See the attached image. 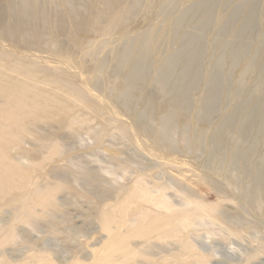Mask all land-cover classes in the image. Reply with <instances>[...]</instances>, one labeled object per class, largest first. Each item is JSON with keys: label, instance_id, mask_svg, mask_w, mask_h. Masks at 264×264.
Returning a JSON list of instances; mask_svg holds the SVG:
<instances>
[{"label": "rangeland", "instance_id": "1", "mask_svg": "<svg viewBox=\"0 0 264 264\" xmlns=\"http://www.w3.org/2000/svg\"><path fill=\"white\" fill-rule=\"evenodd\" d=\"M6 2L0 0L1 64L34 63L50 86H57L53 78L79 96L58 90L55 114L32 110L31 119L19 122L27 131L12 153L19 154V166L31 168L26 195L52 189L57 215L43 217L36 206L33 222L23 223L25 201L19 199L22 240L0 248V264H92L139 212L167 213L143 198L142 189L154 200L163 193L174 209L193 202L210 211L211 220L204 216L192 232L180 228L175 238H129L144 256L127 264H264V206L257 194L258 185L264 188V109L258 110L264 99V0H211L207 12L205 0ZM23 11L28 31L20 34L13 26ZM234 18L241 27L235 32L227 26ZM187 37L201 54L199 75L185 103L175 107L181 71L166 70L171 83L163 89L154 72L185 56ZM130 65L141 71L134 76ZM167 116L177 119L169 131ZM254 117L257 127L247 135L246 122ZM5 202L0 221L10 227L17 206ZM120 207L106 225L101 214Z\"/></svg>", "mask_w": 264, "mask_h": 264}, {"label": "bare ground", "instance_id": "2", "mask_svg": "<svg viewBox=\"0 0 264 264\" xmlns=\"http://www.w3.org/2000/svg\"><path fill=\"white\" fill-rule=\"evenodd\" d=\"M7 1H8V4L6 2L7 6L8 7L10 5L12 6L13 0H7ZM27 1L30 2V5H33L35 3V0H27ZM99 1L111 2L112 4H115V2L118 0H99ZM205 2L204 5L206 6V12H207L210 9L209 3L211 2V0H205ZM249 6L243 7L242 9L246 10L247 12L248 9L251 7ZM25 13L26 11H23L19 15L18 12V17H17L18 21L13 26L14 30H16L20 34H23V32L28 31L24 17ZM246 17L248 16L246 15ZM261 18H264V14H262ZM42 19H44V16ZM1 20L2 17L0 16V24L2 22ZM205 20L209 22L208 18H206ZM225 20H226V16H223L221 21L222 23L224 22V25H225ZM247 20L248 18L245 20L246 23L244 22L243 25H248ZM207 22L205 24H207ZM229 22L232 23L228 24L227 22V26H230V28L233 29L234 32L241 29V27H239V23L236 18L231 19ZM201 25L202 27H204L202 22ZM194 43L195 42L192 38L187 37V43L186 45H184L185 48L183 50L184 51L183 54L185 56L183 58L172 57L167 64V66L169 65L167 69L161 67L154 72L158 79V82L160 83L159 86H161L163 89L164 87L169 86L171 83V81H169L170 79L168 80V78L165 75L166 70H170L171 72L172 70L178 69L179 71H181L183 76L180 75L179 80H177L174 83V87L176 88V92L174 93V97H175L174 100L176 102L173 103L172 106L175 107L176 106L180 107L185 103L189 91L191 92V88L195 84V81L199 75L198 65L200 63L199 59H201V54L199 49L194 46ZM1 62L2 61H0V208H2L1 204L4 203L5 201H6L5 203L7 204H14L17 206L14 210L16 213L14 219L9 224L10 227L6 225L5 222L0 221V248H3L6 247L7 245L9 246L16 245L19 239L21 238L18 231L19 228L17 227L18 226L17 223L19 222V199L22 198L25 201L24 203L22 202L23 205L21 206L22 207L21 221L23 223H27L29 225L30 222H33L31 221L34 219L32 213L36 206L40 207L38 209H40L39 211L41 214H43V217L45 215L49 218L51 217L56 218L55 215H57V213L55 214L54 212L56 203L55 200L53 199L55 192L53 193L52 189L47 190L45 192L39 190V191H33L30 194L26 195L27 192L26 180L28 179L29 176L28 174L31 168L26 166L23 167L19 166V163H17L19 154H17L18 156H13L12 150L13 147L14 149H16L19 148L21 144H23L24 140L22 137V133H24V131H27L26 130L27 127L25 126V123L20 124L19 122H21L22 120L25 121V119L28 118L31 119L33 115L32 110L36 111L34 112V115L37 113H43L45 115H50V116L52 114H55L59 110V108L56 105V103L59 101L57 98L58 97L57 91L58 90L65 91L66 88L64 87L62 88V86L60 85L61 82L53 78H51V82L54 83V85L56 84L57 86L56 87L50 86L49 85L50 79L46 80V76L43 74V72L40 73V71L36 69L37 66L33 65L34 63H26L25 61H22L21 64H19V61L13 63H8V62L5 63L4 60L2 64ZM129 67L131 71L134 72V76L135 74L141 71L140 66L136 67L134 65H130ZM144 70L145 69H143V72ZM20 76H23L22 77L23 79H19ZM165 77L167 79L166 81H163ZM46 85L50 86L51 88H45L44 86ZM195 89L196 88H193L192 92H194ZM216 90L217 87L215 86L213 94L211 93L210 97L207 99L206 107H208L209 109L211 105L215 104ZM73 91L68 90L65 91L64 93L74 96L76 98L78 94L77 93L75 94ZM32 99L34 100L32 101ZM70 106L71 105H69L68 108ZM66 109H64V111ZM262 109H264V99L261 101L258 110H262ZM43 117L44 115L41 118ZM167 117L168 119L164 117L165 119H167L164 122L166 123V127H168L167 131H169V128L173 127L171 126L172 124H170V121L175 119L169 116ZM38 119H40L39 116ZM257 119L259 120V117H254L247 120L245 127L247 135L249 134L250 130L255 128V126L257 127ZM72 120L74 121V119ZM223 122L225 126L230 128H233L235 124L234 122V124L232 125V121L227 119L224 120ZM86 123L84 122V124ZM260 135L264 136V134H260ZM258 140L259 139L255 141L256 143L254 142L256 145L257 143L259 145L261 142V141L259 142ZM255 148H258V146H256ZM258 188H259V190L257 191L258 193L256 191L255 192L258 194V196L260 195L259 199L261 198L260 201L261 203L260 202L259 203L261 205L258 202L257 203L260 206H264V188L260 189L259 185ZM162 189L164 188L163 187L158 188V192H160V190ZM146 190L142 189L140 192L143 198L147 199L148 202L151 203L154 202L156 207L165 210L167 213L166 214L160 213L158 216L154 217L147 212H143V211L139 212L138 216L135 217L134 220L132 219L133 221L130 220L131 223L129 221L130 224L126 230V233L124 235H118L117 238L113 242H111L105 250H102L99 253H97L94 257L92 264H96V263L127 264L128 262L134 260L135 255L144 256V252H136L130 247V242L128 241L129 238L136 237L140 239H146L145 243H150L149 242L150 239L147 238H149L154 233H158L157 236L158 239L175 238L179 236L178 233L180 228L192 232L195 223L203 220L204 216L207 217L206 219L211 220V214L209 213L210 211L207 212L206 210L199 208L198 206L194 205L193 202H189L187 200L185 205L182 206L181 210L174 209L175 207H172L169 204L168 197L163 195V193H161L160 195V200H154L156 197L155 198L152 197L153 195L152 194L150 195V193ZM9 195L11 196V198L7 199V196ZM25 195L26 197H24ZM258 208L260 207L258 206ZM121 209L122 207H120L118 210L116 209L113 210L112 208H110L105 212H103L101 214V218L103 219V222H105L106 225H111L114 222L115 211L118 212ZM157 221L160 222L159 228L158 225L156 224ZM55 225L56 224H52L51 226L54 227ZM115 225L118 226V223H115ZM51 229L54 228L51 227ZM25 238H28V236H25ZM20 240H22V238ZM185 248L188 251L193 250L192 246L188 242L185 243ZM248 263L249 261L247 260V262H245L244 264H248ZM47 264H54V263L52 261H49ZM72 264H78V263L73 262ZM198 264H207V263L203 259H201L198 261Z\"/></svg>", "mask_w": 264, "mask_h": 264}]
</instances>
